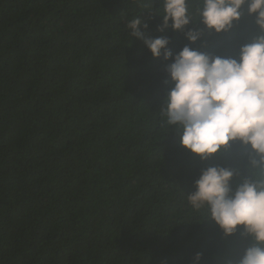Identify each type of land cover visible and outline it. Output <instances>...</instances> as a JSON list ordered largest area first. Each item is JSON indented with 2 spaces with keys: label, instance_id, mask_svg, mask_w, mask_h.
I'll list each match as a JSON object with an SVG mask.
<instances>
[{
  "label": "trees",
  "instance_id": "obj_1",
  "mask_svg": "<svg viewBox=\"0 0 264 264\" xmlns=\"http://www.w3.org/2000/svg\"><path fill=\"white\" fill-rule=\"evenodd\" d=\"M163 2L0 0V264H194L197 253L199 264H239L254 243L188 201L211 166L236 173L233 189L256 179L249 149L202 160L182 147L162 112L171 61L127 23L139 17L173 53L236 55L264 30L245 5L231 31L210 33L202 0H187L185 31H204L192 43L158 30Z\"/></svg>",
  "mask_w": 264,
  "mask_h": 264
},
{
  "label": "clouds",
  "instance_id": "obj_2",
  "mask_svg": "<svg viewBox=\"0 0 264 264\" xmlns=\"http://www.w3.org/2000/svg\"><path fill=\"white\" fill-rule=\"evenodd\" d=\"M245 5L264 30V0H202L197 11L210 33L223 34L241 20ZM190 22L187 0H164L159 31L170 26L196 43L204 31L199 27L185 31ZM141 24V19L134 17L127 28L144 41L153 57L171 61L166 71L174 86L164 98L162 112L168 124L181 132L182 147L202 160L222 157L234 144L249 149L256 179L246 178L233 189L236 173L211 166L202 170L188 201L197 210L205 208L225 235L239 232L254 241L244 250L239 264H264V34L241 45L236 55L189 45L173 53L169 37L147 38ZM148 27L143 24V29ZM201 47L207 48L208 42ZM201 255L196 254L194 264H199Z\"/></svg>",
  "mask_w": 264,
  "mask_h": 264
},
{
  "label": "rangeland",
  "instance_id": "obj_3",
  "mask_svg": "<svg viewBox=\"0 0 264 264\" xmlns=\"http://www.w3.org/2000/svg\"><path fill=\"white\" fill-rule=\"evenodd\" d=\"M249 246H252V245H243L242 248H240V251L242 250V253H244V250L249 247ZM241 253V254H242ZM239 255H240V252H239Z\"/></svg>",
  "mask_w": 264,
  "mask_h": 264
}]
</instances>
